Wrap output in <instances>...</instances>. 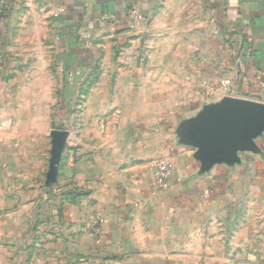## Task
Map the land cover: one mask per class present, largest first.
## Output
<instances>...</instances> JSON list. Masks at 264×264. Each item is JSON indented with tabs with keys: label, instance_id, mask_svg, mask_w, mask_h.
<instances>
[{
	"label": "rangeland",
	"instance_id": "obj_1",
	"mask_svg": "<svg viewBox=\"0 0 264 264\" xmlns=\"http://www.w3.org/2000/svg\"><path fill=\"white\" fill-rule=\"evenodd\" d=\"M31 16L19 23L16 54L0 73L1 225L27 229L46 215L54 186H60L63 225L69 198L90 196L91 182L127 177L141 166L153 176L154 161L163 156L173 161L171 153H157L163 144L160 117L203 92L192 67L201 42L184 36L186 30L202 31L199 25H152L142 16L124 27L104 28L89 43V66L80 69L64 68L65 49L43 35V18ZM56 129L66 130L68 139L56 180L49 183ZM235 169L226 206L216 209L223 217L214 213L208 224L214 230H206L204 264H264V160L256 155ZM92 236L99 244L100 237ZM23 253L37 264L35 245Z\"/></svg>",
	"mask_w": 264,
	"mask_h": 264
},
{
	"label": "crops",
	"instance_id": "obj_2",
	"mask_svg": "<svg viewBox=\"0 0 264 264\" xmlns=\"http://www.w3.org/2000/svg\"><path fill=\"white\" fill-rule=\"evenodd\" d=\"M133 9L152 25L201 26L202 31L186 30L184 35L201 42L192 66L196 83L222 85L229 79L231 91L221 89L215 99H206L202 85L200 98L160 117L163 144L157 153H171L174 162L162 188L156 187L151 172H141L143 166L125 173L131 176L91 182L90 196L69 198L62 225L60 186H54L46 215L31 230L3 227L0 219V264H30L23 253L30 244L35 245L37 264H204L206 230H214L208 226L214 213L223 217L216 209L226 206L235 168L249 165L256 155L264 160L263 137L258 141L261 153H243L240 165H217L200 175L194 148L180 145L175 135L180 119L207 102L228 95L264 102V0H0V73L16 54L19 23L32 14L44 19L39 25L47 27V40L65 49L64 68L78 64L85 69L92 57L89 43L104 28L129 24ZM93 215L103 219L99 244L90 230ZM62 238L68 242L61 243Z\"/></svg>",
	"mask_w": 264,
	"mask_h": 264
},
{
	"label": "water",
	"instance_id": "obj_3",
	"mask_svg": "<svg viewBox=\"0 0 264 264\" xmlns=\"http://www.w3.org/2000/svg\"><path fill=\"white\" fill-rule=\"evenodd\" d=\"M175 135L180 145L194 148L200 175L217 165L235 167L242 163L243 153H261L264 102L229 95L207 102L194 115L180 119ZM51 137L49 183L56 180L68 132L56 129Z\"/></svg>",
	"mask_w": 264,
	"mask_h": 264
},
{
	"label": "built area",
	"instance_id": "obj_4",
	"mask_svg": "<svg viewBox=\"0 0 264 264\" xmlns=\"http://www.w3.org/2000/svg\"><path fill=\"white\" fill-rule=\"evenodd\" d=\"M133 19H140L142 15L136 9L132 10L131 13ZM204 94L206 99H215L221 89L228 92L231 91L232 83L231 80L226 79L222 85H215L208 80L203 81ZM174 171V163L170 157L163 156L153 163V177L154 182L157 185H164L172 176ZM103 222L102 217H97V220L91 225V230L94 234L100 237L101 224Z\"/></svg>",
	"mask_w": 264,
	"mask_h": 264
}]
</instances>
